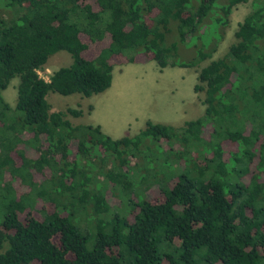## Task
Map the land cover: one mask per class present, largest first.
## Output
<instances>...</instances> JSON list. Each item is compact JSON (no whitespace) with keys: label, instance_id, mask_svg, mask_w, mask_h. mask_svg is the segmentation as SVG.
<instances>
[{"label":"trees","instance_id":"16d2710c","mask_svg":"<svg viewBox=\"0 0 264 264\" xmlns=\"http://www.w3.org/2000/svg\"><path fill=\"white\" fill-rule=\"evenodd\" d=\"M213 1L0 0V264H264V0L198 70L204 114L181 126L112 138L46 98L102 92L117 65L199 64L212 51L178 62V43ZM61 50L72 63L45 80Z\"/></svg>","mask_w":264,"mask_h":264},{"label":"rangeland","instance_id":"374dc122","mask_svg":"<svg viewBox=\"0 0 264 264\" xmlns=\"http://www.w3.org/2000/svg\"><path fill=\"white\" fill-rule=\"evenodd\" d=\"M197 1L199 0H192V3ZM227 1L214 0L207 16L200 23L198 32L186 42L178 43V62L195 58L198 49L204 45L205 51H212L210 57L199 64L193 67L168 65L160 68L155 61H150L117 65L113 70L111 85L102 92L87 97L80 93L62 95L49 91L46 98L52 110L81 107L84 116L80 118L67 114L66 118L72 124L97 123L112 138L122 137L125 131L130 137L138 134L147 120L169 124L181 117L179 122L183 125L185 121L180 120L187 121L203 116L204 92L194 91V86L198 83V70L210 60L226 54L229 46L236 40L238 23L252 10V0H246L231 8L225 24H216L214 17L220 13V8ZM173 32L175 31L167 35V41L176 40ZM71 63L69 52H55L48 57L41 75L48 77L53 70ZM17 84L18 78L14 77L2 91L4 99L11 106H14L17 98ZM91 103L94 105L93 112L90 111ZM80 223L84 229L89 228L84 219Z\"/></svg>","mask_w":264,"mask_h":264},{"label":"crops","instance_id":"0c3cea01","mask_svg":"<svg viewBox=\"0 0 264 264\" xmlns=\"http://www.w3.org/2000/svg\"><path fill=\"white\" fill-rule=\"evenodd\" d=\"M91 106H92V109L90 110L91 112H93L94 111V105L91 103ZM80 109L82 110V113H81V115L80 116H78V117H82V116H84V110L80 107ZM90 111H87V113H89ZM182 116V115H181ZM181 117H179L177 120L175 119V122H171V123H169L170 125H173V126H181V123L179 122V119H180ZM148 119V118H147ZM134 120H135V118H134ZM180 121H186V120H180ZM134 122V121H133ZM85 124H93V125H98L97 123H93V122H90V123H85ZM129 127H127V130H129L128 129ZM140 129H142V128H140ZM125 133H126V131H125Z\"/></svg>","mask_w":264,"mask_h":264},{"label":"built area","instance_id":"2783aa9c","mask_svg":"<svg viewBox=\"0 0 264 264\" xmlns=\"http://www.w3.org/2000/svg\"><path fill=\"white\" fill-rule=\"evenodd\" d=\"M37 72H38V74H39L42 78H44L45 80H49L48 77H43V76L41 75V71H37Z\"/></svg>","mask_w":264,"mask_h":264}]
</instances>
